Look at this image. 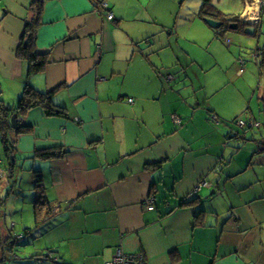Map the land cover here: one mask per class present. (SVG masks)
I'll use <instances>...</instances> for the list:
<instances>
[{"label": "crops", "instance_id": "crops-1", "mask_svg": "<svg viewBox=\"0 0 264 264\" xmlns=\"http://www.w3.org/2000/svg\"><path fill=\"white\" fill-rule=\"evenodd\" d=\"M219 1L259 35L264 0ZM30 3L0 0V100L16 107L29 85L52 94L58 115L20 116L28 131L9 133V157L0 136V262L12 242L18 258L6 264H104L119 249L145 264H264V138L250 139L255 148L248 132L260 127L234 124L256 120L252 85L241 92L248 40L217 38L202 0H45L34 48L47 62L29 74L16 51ZM36 170L49 203L38 220Z\"/></svg>", "mask_w": 264, "mask_h": 264}, {"label": "trees", "instance_id": "trees-1", "mask_svg": "<svg viewBox=\"0 0 264 264\" xmlns=\"http://www.w3.org/2000/svg\"><path fill=\"white\" fill-rule=\"evenodd\" d=\"M44 2L45 0H31L29 13L32 15L31 18L25 24V36L22 39V42L16 51V55L19 59L27 61L29 67L28 70L29 74H34L41 71L47 62V53L38 52L34 48L35 30L39 23V18ZM198 16L203 20L213 19L215 21H220L223 23L222 26L216 30L211 28L215 36L220 39L223 38L225 33H228L229 31L242 32L245 29V23L243 21L237 22L236 29H230V24L233 23L234 21L228 19L229 17L228 15H223L220 11H218L217 8L213 5L212 0H202V4ZM25 41L27 42L26 44H24ZM261 53H262V55L260 56L261 59L259 62H257L259 74L264 73V49L261 51ZM53 106L54 103L51 93H43L40 91H36L34 88H32L29 85L25 87L22 95L19 97L16 107H7L4 104H2L0 100V136H1V144L3 146L6 157H9L13 144L10 142L11 138L8 137L10 132L12 131L14 132V130L10 125L11 116L16 115L17 118H20V116L26 114L27 111L36 107L44 109L46 115L48 116H56L58 115V113L56 110L53 109ZM17 129L18 130L15 131L19 134L28 131L27 128L25 127H19ZM259 151L264 153V139L261 142H259ZM53 154H54L53 150H43V151H38L36 155L40 159H49ZM8 164L10 167L12 162H8ZM0 167H2V164H0ZM34 178H35L34 187L36 194L33 203V211L35 218L38 220V215L42 209L49 210V203H47L43 195V185H42L43 181H42V176L38 170L34 171ZM189 202L191 201H184L183 204ZM3 251L6 252L5 249ZM9 253H10L9 251L5 253V255L7 254V257H4L2 259L3 262H0V264H6L4 261L10 260L9 257L11 255Z\"/></svg>", "mask_w": 264, "mask_h": 264}, {"label": "rangeland", "instance_id": "rangeland-1", "mask_svg": "<svg viewBox=\"0 0 264 264\" xmlns=\"http://www.w3.org/2000/svg\"><path fill=\"white\" fill-rule=\"evenodd\" d=\"M232 0H220V4L222 5H227L229 7V4L231 3ZM215 5V4H214ZM216 6V5H215ZM233 9V8H231ZM231 11V10H230ZM259 35H248L246 33H244V31L240 32V31H229L228 34L233 35V36H238V38H245L246 40H248L245 44H242L241 41V45H242V52L244 53V55H242L244 57V60L246 62V66L247 69L245 68V77L244 78V82L245 84L241 86L242 91L245 93V90L247 89L245 86H250L252 85V89L250 90V95L253 93V100H252V107L251 109L253 111L256 112V116H255V121L260 124L261 126H259V129H255L254 131H250L248 132V141H246V143H250L255 145L256 148V144L254 142H251L250 139L253 136H256L258 139L260 140V138H264V111H263V106L260 107L259 104V100L258 97H263L264 96V76L261 75V78L258 76V70H257V66H256V62L254 60V58L252 57V52L255 51L257 48L258 49H263L264 48V16H262L261 22H260V27H259ZM253 74V79H251V77L249 76V74ZM211 75V73L209 74V76ZM208 80V78H207ZM210 82V79H209ZM232 96L235 97V99L237 100L238 97L236 94H232ZM251 100V99H250ZM263 113V114H262ZM242 119H246V118H242ZM258 128V127H255Z\"/></svg>", "mask_w": 264, "mask_h": 264}, {"label": "built area", "instance_id": "built-area-1", "mask_svg": "<svg viewBox=\"0 0 264 264\" xmlns=\"http://www.w3.org/2000/svg\"><path fill=\"white\" fill-rule=\"evenodd\" d=\"M99 6H100L99 9L102 8L106 11L107 20H112L113 14L111 11H109L110 10L109 4L106 1H102V2H100ZM263 9H264V2L262 1V2H260L259 10L262 11ZM261 11H259V15H260ZM255 22H256L255 25L259 24V17L256 18ZM238 63L240 65L239 72L241 73L243 71L244 62L238 61ZM127 102L131 104L133 102V100L130 98L127 100ZM171 119L175 125L180 126L181 120L177 115L172 114ZM234 124L240 130H247L248 128H254V127L260 126V124H258L253 119H248V120L247 119H237L234 122ZM202 186H207V182L201 181L195 187V189L193 190V193H196L197 190ZM143 205H144L145 209L148 211L154 210L155 209V197L151 196V197L146 198V200L143 202ZM104 264H145V262H144V257L142 254H125L123 251H121L119 249L115 252V254L112 256V258L109 261L105 262Z\"/></svg>", "mask_w": 264, "mask_h": 264}, {"label": "water", "instance_id": "water-1", "mask_svg": "<svg viewBox=\"0 0 264 264\" xmlns=\"http://www.w3.org/2000/svg\"><path fill=\"white\" fill-rule=\"evenodd\" d=\"M236 20H239L238 18L236 19ZM205 22H206V24L210 27V28H212V29H214V30H216V29H218V28H220L221 26H222V22H220V21H215V20H213V19H205ZM250 27H248L247 29H245L244 30V33H246V34H248V35H254V29L253 28H251V24L250 23H247ZM237 28V23L236 22H233V23H231L230 24V29H236ZM27 42L25 41L24 42V44H26ZM10 125H11V127H12V129L13 130H17V128H18V118H17V116L16 115H12L11 116V118H10ZM241 133H237L236 134V137H238V139H245V135L244 136H242V134L240 135ZM11 160H13V158H11ZM15 163V160H13L12 161V165H10L11 167H13V164ZM16 245H15V243H10V245H9V249H8V251L10 252V254H11V256L9 257L10 258V260H12L13 259V257H16V258H18V255H17V250H15V251H13V248L15 247Z\"/></svg>", "mask_w": 264, "mask_h": 264}]
</instances>
